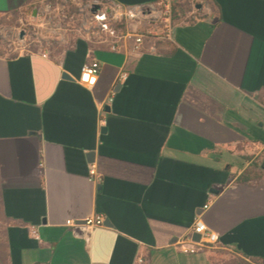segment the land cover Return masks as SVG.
I'll list each match as a JSON object with an SVG mask.
<instances>
[{
	"label": "crops",
	"instance_id": "obj_1",
	"mask_svg": "<svg viewBox=\"0 0 264 264\" xmlns=\"http://www.w3.org/2000/svg\"><path fill=\"white\" fill-rule=\"evenodd\" d=\"M45 1L0 0V19ZM170 1L171 34L159 28L141 51L130 34L154 22L119 24L115 50L83 31L64 48L0 54L12 264H213L212 249L177 244L199 215L218 248L264 263V0ZM92 60L88 87L79 77ZM96 215L103 226L66 224Z\"/></svg>",
	"mask_w": 264,
	"mask_h": 264
},
{
	"label": "built area",
	"instance_id": "obj_2",
	"mask_svg": "<svg viewBox=\"0 0 264 264\" xmlns=\"http://www.w3.org/2000/svg\"><path fill=\"white\" fill-rule=\"evenodd\" d=\"M69 2V1H68ZM68 9H61L59 16L62 19H71L78 17L80 21V29L85 31L87 36L91 39H98L101 42H111L112 49H117L121 41L122 35L118 34L116 28L119 24L128 20H148L150 23H156L158 28L148 27L143 31L130 34L134 37L135 51H141L145 38L148 35H153L162 30L168 36L173 30V5L170 0L159 1L151 5L131 6L126 7L116 0H70ZM51 5L44 3L39 10L38 15H50ZM72 14V15H71ZM156 26V27H157ZM112 35V38H109ZM101 65L97 60H92L84 64L79 82L85 86L93 87L96 85ZM125 75H122V77ZM114 100V92L109 97V101ZM90 179L93 181H100L101 175L98 171V165L92 163L90 166ZM211 202V201H210ZM210 202L204 208H209ZM105 218L102 215H96L84 220L83 224L77 223L73 219L66 221V224L71 227L78 225L85 226H103ZM199 234L200 240H194V235ZM177 244L180 251L185 254H196L206 249L218 248L220 245L219 235L216 231L210 228L199 215L189 232L184 235ZM139 263L148 264L143 258H139Z\"/></svg>",
	"mask_w": 264,
	"mask_h": 264
},
{
	"label": "rangeland",
	"instance_id": "obj_3",
	"mask_svg": "<svg viewBox=\"0 0 264 264\" xmlns=\"http://www.w3.org/2000/svg\"><path fill=\"white\" fill-rule=\"evenodd\" d=\"M70 0H49L51 15H34L33 8L23 13H15L10 17L0 19V54L13 56L21 52L51 51L53 48H64L80 35L78 17L73 20L62 19L59 16L61 9H68ZM43 3V4H44ZM68 9V10H69ZM72 15V14H71ZM213 251V264H264L250 263L234 252L221 248H211ZM0 264H12L9 257V247L5 237V223L0 215Z\"/></svg>",
	"mask_w": 264,
	"mask_h": 264
},
{
	"label": "water",
	"instance_id": "obj_4",
	"mask_svg": "<svg viewBox=\"0 0 264 264\" xmlns=\"http://www.w3.org/2000/svg\"><path fill=\"white\" fill-rule=\"evenodd\" d=\"M33 13H34V15H36V14H37V9H35ZM63 76H64L65 78H68V79L71 78L70 75H68V73H66V72L64 73ZM92 155H93V154H92ZM194 240L199 241V240H200V235H199V234H195V235H194Z\"/></svg>",
	"mask_w": 264,
	"mask_h": 264
},
{
	"label": "trees",
	"instance_id": "obj_5",
	"mask_svg": "<svg viewBox=\"0 0 264 264\" xmlns=\"http://www.w3.org/2000/svg\"><path fill=\"white\" fill-rule=\"evenodd\" d=\"M14 55H17V54H14Z\"/></svg>",
	"mask_w": 264,
	"mask_h": 264
}]
</instances>
